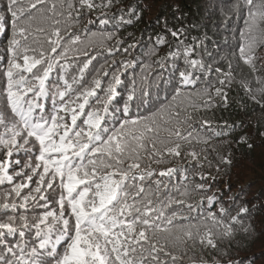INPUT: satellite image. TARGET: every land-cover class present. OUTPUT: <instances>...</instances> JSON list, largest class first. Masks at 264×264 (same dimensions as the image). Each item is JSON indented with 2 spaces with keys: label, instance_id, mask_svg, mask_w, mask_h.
Instances as JSON below:
<instances>
[{
  "label": "snow or ice",
  "instance_id": "1",
  "mask_svg": "<svg viewBox=\"0 0 264 264\" xmlns=\"http://www.w3.org/2000/svg\"><path fill=\"white\" fill-rule=\"evenodd\" d=\"M192 2L0 0V264H253L264 0Z\"/></svg>",
  "mask_w": 264,
  "mask_h": 264
},
{
  "label": "trees",
  "instance_id": "2",
  "mask_svg": "<svg viewBox=\"0 0 264 264\" xmlns=\"http://www.w3.org/2000/svg\"><path fill=\"white\" fill-rule=\"evenodd\" d=\"M186 4L191 8L192 12H196V4L192 0H186ZM140 27H143V25ZM237 173L241 177L238 187L240 185H247L250 182L252 183V187L242 194L243 198L247 199L252 196H259L261 188L264 186V155L261 154V149L257 148L251 153L245 150L244 159L240 161V167L234 170V181ZM240 257H252L253 264H256L258 261L264 263V240L251 242L247 250L240 253Z\"/></svg>",
  "mask_w": 264,
  "mask_h": 264
},
{
  "label": "rangeland",
  "instance_id": "3",
  "mask_svg": "<svg viewBox=\"0 0 264 264\" xmlns=\"http://www.w3.org/2000/svg\"><path fill=\"white\" fill-rule=\"evenodd\" d=\"M256 264H264L263 262H261V261H258Z\"/></svg>",
  "mask_w": 264,
  "mask_h": 264
}]
</instances>
